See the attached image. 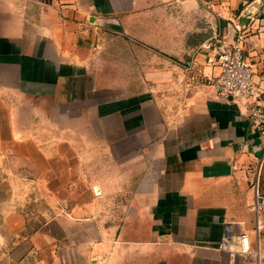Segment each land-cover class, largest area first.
Here are the masks:
<instances>
[{
	"label": "crops",
	"instance_id": "1",
	"mask_svg": "<svg viewBox=\"0 0 264 264\" xmlns=\"http://www.w3.org/2000/svg\"><path fill=\"white\" fill-rule=\"evenodd\" d=\"M203 11L241 22L264 87V0H0V264H264V139L184 80L217 71ZM228 222L259 254L202 244Z\"/></svg>",
	"mask_w": 264,
	"mask_h": 264
},
{
	"label": "built area",
	"instance_id": "2",
	"mask_svg": "<svg viewBox=\"0 0 264 264\" xmlns=\"http://www.w3.org/2000/svg\"><path fill=\"white\" fill-rule=\"evenodd\" d=\"M234 27L237 32L235 40L211 38L205 44L207 64L216 67L217 71L206 73L198 70L193 78L196 82L213 84L224 97L244 100L248 104L249 118L264 139V87L256 77L255 63L244 52V26L237 19ZM253 208L257 211L258 240L264 248V218L261 216L264 212V194L258 196ZM219 247L230 254H259L254 250L249 234L244 230L235 231L231 222L226 224ZM259 264H263L261 259Z\"/></svg>",
	"mask_w": 264,
	"mask_h": 264
},
{
	"label": "rangeland",
	"instance_id": "3",
	"mask_svg": "<svg viewBox=\"0 0 264 264\" xmlns=\"http://www.w3.org/2000/svg\"><path fill=\"white\" fill-rule=\"evenodd\" d=\"M223 20H225L224 17H222L219 14V12H217V11L216 12L215 11L214 12L203 11L202 13L200 12L199 22H198V27H197V33L199 36V50L204 51L205 50V44H207L208 40H210L211 38H221L219 27L221 25V21H223ZM192 77H194V75L190 76L188 74L185 76L184 80L186 79L187 81H190V78H192ZM41 132L44 133L45 130L44 131L42 130ZM34 189H35L36 193H34ZM32 191H33V195L38 194V192L40 194L43 193L42 191H40L39 188H34V187L25 188L24 187V191H23L24 196L32 194L31 193ZM31 203H32V206L34 205V209H37V210H47V209H55L56 208V210H58L60 212L62 209V202H55L52 205L51 203H47L44 198H43V200H41V198H40L39 201L33 200V202H31ZM54 206H56V207L54 208Z\"/></svg>",
	"mask_w": 264,
	"mask_h": 264
},
{
	"label": "water",
	"instance_id": "4",
	"mask_svg": "<svg viewBox=\"0 0 264 264\" xmlns=\"http://www.w3.org/2000/svg\"><path fill=\"white\" fill-rule=\"evenodd\" d=\"M246 16H243V18H241L240 20H244ZM202 244H208V245H211V246H215V247H219V242L218 243H208V242H202Z\"/></svg>",
	"mask_w": 264,
	"mask_h": 264
}]
</instances>
